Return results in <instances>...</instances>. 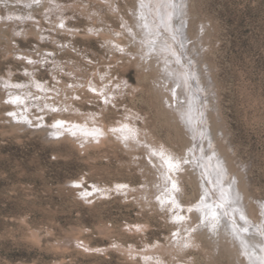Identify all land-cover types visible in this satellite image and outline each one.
I'll list each match as a JSON object with an SVG mask.
<instances>
[{
    "label": "rangeland",
    "instance_id": "rangeland-1",
    "mask_svg": "<svg viewBox=\"0 0 264 264\" xmlns=\"http://www.w3.org/2000/svg\"><path fill=\"white\" fill-rule=\"evenodd\" d=\"M188 1L208 150L264 203V0ZM133 10L134 0H0V264H245L164 199L171 169L153 152L178 158L186 137L128 30ZM29 93L27 107L6 103ZM189 187L185 203L198 198Z\"/></svg>",
    "mask_w": 264,
    "mask_h": 264
},
{
    "label": "bare ground",
    "instance_id": "bare-ground-1",
    "mask_svg": "<svg viewBox=\"0 0 264 264\" xmlns=\"http://www.w3.org/2000/svg\"><path fill=\"white\" fill-rule=\"evenodd\" d=\"M164 2H166V0H134L133 12L136 18L137 26L135 27L134 25L133 28L129 27L128 30L131 34L134 33L135 35H133L135 36V39L138 40L136 42V46L141 49L140 57L143 61V64L145 66L148 65L150 68L155 69L154 71L157 70L156 72H158V79L156 80V83L160 88L159 90L161 93L165 90L164 93L168 95L166 105H164V110L171 117H173L175 122L178 123V127H181L184 131L183 133L186 137V144L183 147V154L179 155H186L189 149L194 148V146L198 143L201 147V151L196 153V157L200 158L199 163L202 164L203 167L196 166L194 158V163L192 165H180L178 170L183 172L182 175H179L178 177H176L175 173L177 169L174 168L173 172V168H169L171 169V183L168 182L166 184V182L163 181L165 182V185L161 192L163 193L165 190L168 191L165 195V200L167 198L170 199L171 197H175L173 201L172 199L170 200L172 202L169 201L171 203L169 207L176 205L178 206L177 208H180L178 209V212L181 209L185 210L184 213L182 212V216L185 213L189 214L192 223L191 225L200 223V230L206 228L207 232L211 233L210 235H221L220 237L223 236L229 242H232L230 244L236 247V253L238 254V257H242V261H244L245 264H254V262L255 264H259L260 258L264 256V253L261 252V247H264V242H262L264 241V238L258 235L257 229L264 230V213L262 211L264 208V203L263 201H260V204L258 203L254 206V204L251 203V201H249L248 198H246V196L241 193V187L239 189L240 185H236L237 178H233L232 176L231 179L228 178L221 158L219 156H215L213 151L208 150L210 140L207 138H209L210 135V128L208 127L209 123L207 122V98L201 93L203 86H205L204 82H201V79L198 81L199 76L203 72H201L199 75V72L196 70L194 57L192 56V54L196 52L194 51L191 43L188 44L189 40H191V38L189 39V37H191V34H189L190 27L188 28L186 25L188 17L187 3H189V1L177 0V2L183 4L181 16L183 26H181L180 22L176 19L168 22L166 14L171 12V9L161 7V4ZM141 17H143V20L140 19ZM141 24L147 25V27H141ZM177 28H179V30L184 33V35L180 37L179 41L170 38V33L174 32ZM181 44H183V47H181ZM177 85H179V87ZM163 98H165V95ZM163 103L165 102H162V105ZM185 115L188 118L187 120L184 119ZM22 117L24 118V116ZM15 118L17 117L15 116ZM18 120H21V118ZM60 129L53 128L51 129V133H63ZM174 151L173 149H167L165 146L163 149L160 148V150L156 151V155H162L167 164H169V157H174ZM212 156H214L213 159ZM155 159L157 158L155 157ZM168 167L169 166H167V168ZM187 176H193L195 181L193 182L196 183L194 185V183L192 184L189 182L192 184V187L188 186L189 189L191 188L190 190H192V192H198V198L194 199L190 203H185L183 201V195L188 191L187 184L185 183V177ZM166 177H164V180H167ZM206 180L214 181V183L208 184L205 182ZM229 181H231L230 185L228 183ZM173 184H175L176 188H178L180 191H178V195L177 191L172 187ZM220 185L223 186L225 195L228 197V199L235 202L237 211L242 212L248 222L249 232L247 234L241 233V235H243L244 238L249 241L248 252L250 253V256L248 258H245L241 255L242 249L237 241L233 239V236L226 230L224 218H217L219 223L214 230H211V228L207 226V221H205L203 224L201 223V218L205 214V209L203 208V202H201L200 198L210 187L217 188L219 190ZM197 208L201 209V211H196L195 209ZM189 209L192 210L189 211ZM225 210H227L229 215L234 218L235 224L238 227L245 226L244 221H241L238 218L237 211H233L228 207L227 201L225 202ZM217 211L220 210L217 209ZM256 245H260V247H256Z\"/></svg>",
    "mask_w": 264,
    "mask_h": 264
},
{
    "label": "snow or ice",
    "instance_id": "snow-or-ice-1",
    "mask_svg": "<svg viewBox=\"0 0 264 264\" xmlns=\"http://www.w3.org/2000/svg\"><path fill=\"white\" fill-rule=\"evenodd\" d=\"M35 2L39 3L40 0H35ZM161 7L166 8V9H171V12L166 14L168 22L172 21L173 19H176L177 21L180 22V25L183 26V21L181 20L183 4L177 2V0H166V2L161 4ZM140 19L143 20V17H141ZM60 27L63 28L64 24L61 23ZM141 27H147V25L141 24ZM183 35H184V33L181 32L179 30V28H177L174 32L170 33V38L173 40L179 41L180 37H182ZM181 47H183V44H181ZM27 62L30 64L33 63V61H31V60H28ZM101 79H103V78H101ZM34 86L39 91H41V92L44 91L43 87L41 86V84L39 82L35 83ZM177 86L179 87V85H177ZM12 87L21 88L22 85L15 84V85H12ZM69 87H71V85H69ZM91 91L96 92V89L92 88ZM100 95H103V93H100ZM29 98H33V97H31V93H29L28 96L15 95V96H11L9 98V100L6 101V103H11L13 105L26 106ZM36 98H38V97H36ZM77 99H78V97H77ZM104 102L110 103V101L107 98H105ZM50 111L59 112V111H61V109L53 107L50 109ZM8 115L15 117L16 112H9ZM23 119H24L25 123L31 125V123H32L31 120H29L27 117H24ZM184 119L185 120L188 119L186 115H185ZM64 124H65V121H62V120L56 121V123L53 125V127L63 128ZM68 131H71V129H68ZM112 131H117V129H112ZM75 134H76L75 132H72V135H75ZM87 135L95 137L97 135V133L89 132V133H87ZM129 138L134 139L135 138L134 134L131 137H129V136L124 137V139H126V140ZM199 151H201V147L197 143L194 146V148L189 149V151L186 155H182L179 158H175V157L170 156L169 157V167L179 169L181 164L192 165L194 163V158H195L196 166L203 167L202 164L199 163L200 158L196 157V153ZM153 155H156V153L154 152ZM205 182L208 184L214 183V181H207V180ZM228 183L230 185L231 181H229ZM172 187L176 191H179V189L176 188L175 184H173ZM158 199H159V197H158ZM200 199H201V202H203V208L205 209V214L201 218V223L203 224L205 221H207L208 222L207 226L210 227L211 229H215L217 227V224L219 223L217 218L218 217L224 218L226 230L233 236V239L237 241V243L240 245V247L242 249L241 255L244 256L245 258H248L250 256V253L248 252L249 241L247 239H245L243 235H241V233L247 234L249 232L248 222H247L244 214L242 212L237 211L235 202L229 200L228 197L225 195L223 186L220 185L219 190L217 188H211L210 187L207 191L204 192V195ZM226 201L228 203V207L231 208L233 211H237L238 218L241 221H244V224H245L244 227H238L235 224L234 218L231 215H229V212L227 210H225V202ZM217 209H219L220 211H217ZM191 210L192 209H189V211H191ZM195 210L198 212L201 211V209H199V208H197ZM179 219L183 220L184 217L181 216ZM257 232H258V235H260L262 238H264V230L257 229ZM262 242H264V241H262ZM256 247H260V245H256ZM261 252L264 253V247H261ZM254 264H255V262H254ZM259 264H264V256H262L260 258Z\"/></svg>",
    "mask_w": 264,
    "mask_h": 264
}]
</instances>
